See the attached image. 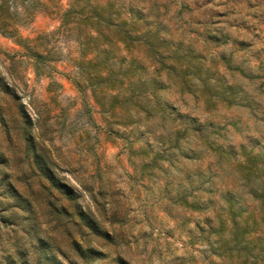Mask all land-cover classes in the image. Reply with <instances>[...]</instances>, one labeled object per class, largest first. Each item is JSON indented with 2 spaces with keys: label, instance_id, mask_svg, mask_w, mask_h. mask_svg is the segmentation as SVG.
I'll return each mask as SVG.
<instances>
[{
  "label": "rangeland",
  "instance_id": "374dc122",
  "mask_svg": "<svg viewBox=\"0 0 264 264\" xmlns=\"http://www.w3.org/2000/svg\"><path fill=\"white\" fill-rule=\"evenodd\" d=\"M0 28L15 33L0 32V79L17 94L0 87L3 204L13 184L51 242L65 250L73 236L103 252L91 264H241L210 247L207 179L218 187L232 174L217 170L208 143L232 154L264 152V0H0ZM106 42L114 43V70L132 62L136 76L159 81L164 118L154 110L139 120L133 111L138 122L125 124L109 96L103 108L96 102L86 60ZM201 79L228 95H202ZM183 121L189 130L180 140L199 158L159 141L158 126L167 131ZM27 140L111 241L78 232L68 217L55 219L48 203L68 202L33 175ZM196 201L200 209L192 208ZM14 228L0 223V255L26 240Z\"/></svg>",
  "mask_w": 264,
  "mask_h": 264
},
{
  "label": "trees",
  "instance_id": "16d2710c",
  "mask_svg": "<svg viewBox=\"0 0 264 264\" xmlns=\"http://www.w3.org/2000/svg\"><path fill=\"white\" fill-rule=\"evenodd\" d=\"M95 31L97 36L102 35L99 30ZM0 32L9 36L15 34L14 30L8 31L6 28H0ZM109 43L106 42L105 48L86 60V64L94 69L92 75L89 74L85 80L90 84L96 102L103 108L102 101L105 95L109 96L112 111L119 107L126 113L128 122L125 124L138 122L132 117L133 111L139 120L141 117L149 120L154 110L164 118V111L156 94L159 81L156 78L146 80L136 76L131 70L132 62L124 71H121V64L118 71L114 70L109 63L111 58L114 59L110 54L114 43ZM147 47L150 48V44ZM206 80L201 79L204 87L202 95H215L221 99L228 95L227 87L208 86L210 82ZM0 87L12 98H17L16 92L9 89L2 79ZM192 125V130L202 131L200 127L195 128L194 123ZM158 128L156 131H160L158 138L162 145L167 144L170 149L188 158L200 157L195 148L180 140L189 130L185 121L173 125L167 131L163 126ZM203 138L207 139L206 142L209 141L208 134ZM27 144V154L30 155L34 167L33 175L46 183L43 185L51 195L56 193L55 200L63 199L68 202L67 205L48 203L54 209L55 219L61 224L62 219L68 217V221L77 226L78 232L87 230L93 236L111 241L109 232L103 230L97 220L77 202L78 193L73 187L55 174L32 141L27 140ZM208 144L212 150L217 151L214 156V166L217 170L229 171L232 174L229 182L222 181L218 187L210 177L207 179L208 187L205 190L209 196L205 208H210L213 215L206 217L204 222L209 234L214 236L211 250L218 256L229 258L236 254L237 258H243L241 264H264V152L246 153L241 150L239 154H232V151H224L221 146H214V142ZM243 147L240 146V149ZM212 194L216 195L215 199ZM245 196L248 198L244 199ZM8 198L11 202L7 201L5 204L0 200V211L11 208L14 215L5 216L1 212L0 223L13 225L16 227L14 229L18 227L26 240L22 244L19 243L20 238L14 241L11 244V252L0 255V264H91L96 257L103 254L95 247L83 246L73 236L63 250L51 242L49 237L44 236L45 232L38 226L31 200L13 184L9 185ZM200 206L198 201L192 204L193 209H200ZM29 220L32 221L31 224ZM120 261L122 263L123 260Z\"/></svg>",
  "mask_w": 264,
  "mask_h": 264
}]
</instances>
